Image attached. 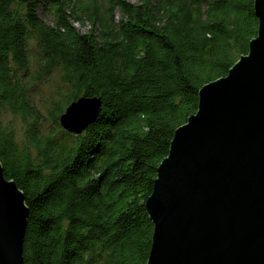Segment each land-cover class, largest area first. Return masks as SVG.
Returning <instances> with one entry per match:
<instances>
[{
  "label": "trees",
  "instance_id": "1",
  "mask_svg": "<svg viewBox=\"0 0 264 264\" xmlns=\"http://www.w3.org/2000/svg\"><path fill=\"white\" fill-rule=\"evenodd\" d=\"M254 4L0 0V161L26 195L27 264H147L158 167L200 89L249 52ZM57 73L44 111L35 94ZM83 95L102 109L70 133L60 117Z\"/></svg>",
  "mask_w": 264,
  "mask_h": 264
},
{
  "label": "water",
  "instance_id": "2",
  "mask_svg": "<svg viewBox=\"0 0 264 264\" xmlns=\"http://www.w3.org/2000/svg\"><path fill=\"white\" fill-rule=\"evenodd\" d=\"M258 34L229 72L199 91L179 126L146 201L153 222L147 264H264V0ZM103 100L81 96L60 117L81 134ZM29 207L0 161V264H27Z\"/></svg>",
  "mask_w": 264,
  "mask_h": 264
},
{
  "label": "rangeland",
  "instance_id": "3",
  "mask_svg": "<svg viewBox=\"0 0 264 264\" xmlns=\"http://www.w3.org/2000/svg\"><path fill=\"white\" fill-rule=\"evenodd\" d=\"M130 1L138 2L140 0H130ZM42 16L47 21L51 22L50 16L47 13H45V11L42 12ZM120 16H121V12L119 10H117L116 11V17H120ZM85 23L86 24L84 26H82L81 23H76V25L82 31L87 32V30L89 29V24L87 22H85ZM62 86L63 85H62V80H61L60 75L58 73L54 74L48 81H46V83H44L41 86L39 91H37V93L35 94V103L39 107H41V109L46 111L47 107H49V105L51 104L52 97L58 95ZM10 118H11V116L7 115L4 120L7 122V121H9ZM14 127L16 128V130H18L19 133L22 132V123L18 119H16L14 121Z\"/></svg>",
  "mask_w": 264,
  "mask_h": 264
}]
</instances>
